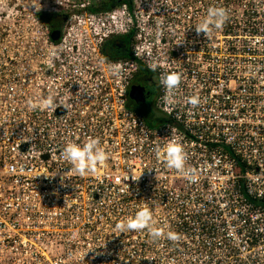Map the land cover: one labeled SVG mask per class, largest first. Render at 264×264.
Here are the masks:
<instances>
[{
	"label": "built area",
	"instance_id": "1",
	"mask_svg": "<svg viewBox=\"0 0 264 264\" xmlns=\"http://www.w3.org/2000/svg\"><path fill=\"white\" fill-rule=\"evenodd\" d=\"M100 2L32 8L28 44L8 34L0 7V264H264V0ZM210 7L229 18L198 36ZM38 11L66 14L57 39ZM130 32L129 56L104 55L107 37ZM152 60L154 106L170 118L158 125L127 104ZM164 72L181 75L171 101ZM48 97L53 107H40ZM89 137L108 159L60 187L64 146ZM173 139L189 177L156 157ZM145 205L165 236L117 230Z\"/></svg>",
	"mask_w": 264,
	"mask_h": 264
},
{
	"label": "clouds",
	"instance_id": "2",
	"mask_svg": "<svg viewBox=\"0 0 264 264\" xmlns=\"http://www.w3.org/2000/svg\"><path fill=\"white\" fill-rule=\"evenodd\" d=\"M228 12L223 7H210L206 16L195 26L196 34L199 36H209L213 30L221 28L228 20ZM161 33L157 32L159 36ZM151 71H156L159 67V63L156 60H152L149 65ZM108 70L115 76H119L121 73V67L119 64L108 63ZM160 83L166 90L165 99L171 101L173 92L179 87L181 83V75L176 72H164L160 76ZM28 105L32 108H36L37 105L31 100L27 101ZM188 104L196 107L200 104V98L198 96H191L188 98ZM40 107L51 108L53 107V100L51 97L42 100ZM58 107V106H57ZM155 154L158 160L162 161L164 165L181 176L189 177L191 170L186 167L187 156L183 145L176 139L171 140L165 146H156ZM63 157L70 164L68 171L60 174L59 185L60 187H67L66 181L71 180L70 174L75 173L80 176L87 174H97L98 166L105 164L108 159V154L104 147L101 146L99 139L89 137L87 142L83 145L77 143H67L62 150ZM156 176L157 170L155 169ZM57 172L51 176L45 175L50 178H54ZM141 176V175H140ZM137 178L132 175L133 181H138ZM129 176L126 177V180ZM53 195H59L57 189L53 190ZM117 230L121 233L125 231H144L146 230L150 238L154 241L158 240L162 236H165V232L162 227H157V222L153 218V212L147 205L141 207L133 216L127 217L125 220L116 224ZM166 237L169 241L178 242L180 236L178 233L168 231Z\"/></svg>",
	"mask_w": 264,
	"mask_h": 264
},
{
	"label": "trees",
	"instance_id": "3",
	"mask_svg": "<svg viewBox=\"0 0 264 264\" xmlns=\"http://www.w3.org/2000/svg\"><path fill=\"white\" fill-rule=\"evenodd\" d=\"M122 0H101L99 7H109ZM38 17L48 23L51 29L61 28L65 18L64 12L59 11H38ZM132 33L114 34L107 37L102 43V51L106 57L118 58L129 56V44L131 41ZM154 73L144 66L140 65L137 71L134 73L132 83L142 84L145 87L147 93V87L150 85L149 81H153ZM127 104L129 107L139 111L145 117L146 121L151 125H158L161 122L170 120L169 116L160 110L156 109V112H149L142 107H138L137 103L127 97Z\"/></svg>",
	"mask_w": 264,
	"mask_h": 264
},
{
	"label": "rangeland",
	"instance_id": "4",
	"mask_svg": "<svg viewBox=\"0 0 264 264\" xmlns=\"http://www.w3.org/2000/svg\"><path fill=\"white\" fill-rule=\"evenodd\" d=\"M78 1V0H77ZM52 0H0V7L4 8L2 15L7 22V31L10 36H17L25 40V44H28L27 40L31 37L30 21L32 19V8H42L50 5ZM150 85L147 87V98L144 102L143 108L149 112H156L154 106V98L157 93V82L153 75V81H149Z\"/></svg>",
	"mask_w": 264,
	"mask_h": 264
},
{
	"label": "water",
	"instance_id": "5",
	"mask_svg": "<svg viewBox=\"0 0 264 264\" xmlns=\"http://www.w3.org/2000/svg\"><path fill=\"white\" fill-rule=\"evenodd\" d=\"M59 28H53L50 31L52 39H57L59 36ZM128 96L133 99L136 103L142 104L145 102V87L142 84L132 83L128 90Z\"/></svg>",
	"mask_w": 264,
	"mask_h": 264
},
{
	"label": "flooded vegetation",
	"instance_id": "6",
	"mask_svg": "<svg viewBox=\"0 0 264 264\" xmlns=\"http://www.w3.org/2000/svg\"><path fill=\"white\" fill-rule=\"evenodd\" d=\"M145 96H146V98H147V93L145 92ZM146 100V99H145ZM137 106L138 107H142V106H144V103H142V104H139V103H137Z\"/></svg>",
	"mask_w": 264,
	"mask_h": 264
}]
</instances>
